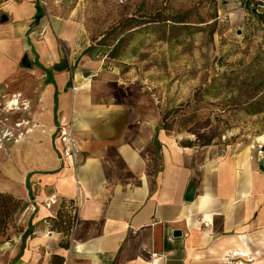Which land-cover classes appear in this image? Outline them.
Wrapping results in <instances>:
<instances>
[{"label": "crops", "instance_id": "0c3cea01", "mask_svg": "<svg viewBox=\"0 0 264 264\" xmlns=\"http://www.w3.org/2000/svg\"><path fill=\"white\" fill-rule=\"evenodd\" d=\"M36 5L0 6V83L25 55L41 79L32 108L41 133L15 141L23 185L0 188L26 203L16 238L0 240V264H264V171L255 152L180 145L146 112L149 101L120 100L108 75L91 72L97 63L82 22L43 12L34 23ZM61 61L66 67L54 69ZM70 123L74 161L60 141ZM40 138L48 145L28 144ZM52 194L57 202L47 205Z\"/></svg>", "mask_w": 264, "mask_h": 264}, {"label": "rangeland", "instance_id": "374dc122", "mask_svg": "<svg viewBox=\"0 0 264 264\" xmlns=\"http://www.w3.org/2000/svg\"><path fill=\"white\" fill-rule=\"evenodd\" d=\"M7 1L0 0V6ZM165 1L37 0V4L42 13L83 23L91 46L87 55L97 63L91 72L108 75L106 85L113 87L120 100L124 99L122 93L130 100L142 97L149 101L146 112L159 118L175 109L173 130L168 133L180 145L201 146L212 137L209 145L246 147L262 160L264 145L260 148L258 141L264 136V113L247 115L240 108L246 101L247 87L264 83V23L257 15L264 13V0L254 4L218 0L213 33L208 26L192 24L195 22L190 24L194 26L147 24L124 32L112 58L106 54L109 48L96 43L101 34L127 17L149 15L157 9H189L190 20L195 21V3L199 0H168V6ZM197 7L204 17L214 8L205 2ZM3 16L6 18L0 9V21H4ZM113 36L109 34V42ZM26 60L29 62L27 56ZM39 72L19 60L17 72L0 83V188L7 182L11 187L23 185L14 169L16 138L41 133L32 119L33 100L37 102L33 91L41 85ZM13 99L17 105L11 106ZM67 128L77 151L71 123ZM33 143L48 145L44 138L28 142L30 146ZM61 143L64 150L66 142ZM26 184L31 187L27 178ZM55 202L52 194L46 204ZM21 223L20 214L8 224L4 236L15 239Z\"/></svg>", "mask_w": 264, "mask_h": 264}, {"label": "trees", "instance_id": "16d2710c", "mask_svg": "<svg viewBox=\"0 0 264 264\" xmlns=\"http://www.w3.org/2000/svg\"><path fill=\"white\" fill-rule=\"evenodd\" d=\"M218 0H199L195 3V21H191L189 9L185 10H174L164 12L162 9H157L149 15H140V16H130L127 17L125 20L119 22L118 24L110 27L108 32L103 33L97 39L98 44L101 46L109 48L106 52L107 56L115 57V52L117 51L118 47L123 42V33L133 29L135 27H143L147 24H154V23H170L172 25H179V26H189L191 22H195V26H199V24H203L204 26H208L210 28V32H214L215 24H216V4ZM248 4H254V2L259 3L260 0H243ZM165 6H168V0L165 1ZM211 4L214 6L213 12L204 17L199 14L198 7L201 6L202 3ZM36 12L34 14L33 22L36 23L42 16V11L37 4ZM258 17L264 23V13H257ZM194 26V25H190ZM109 34H114L112 37V41H108ZM91 46H89L90 48ZM243 106L240 108L245 114L247 115H256L264 113V83H262L259 87H255L251 85L247 87L246 92V101L242 103ZM235 105V104H234ZM236 107V106H235ZM234 110V109H233ZM176 115V110H169L165 111L161 114L160 117V126L161 128L165 129L166 131L173 130V118ZM212 137H207L201 145H209L211 143ZM25 202L21 199L14 197L12 194L8 192H0V237L6 233L7 226L10 222H12L16 216L23 210L25 206ZM51 220L54 223H58L59 221L62 222L63 217L60 210L57 212V216ZM66 221L65 223L69 226V229L72 226V215L65 216ZM53 226V225H52ZM31 231L30 226L27 229V232L23 234V237L27 236V234Z\"/></svg>", "mask_w": 264, "mask_h": 264}, {"label": "built area", "instance_id": "2783aa9c", "mask_svg": "<svg viewBox=\"0 0 264 264\" xmlns=\"http://www.w3.org/2000/svg\"><path fill=\"white\" fill-rule=\"evenodd\" d=\"M242 2L243 0H237ZM60 140L63 141L65 144L63 154L69 158H73L76 153L75 144H73V136L71 134V130L63 131V134L60 136ZM264 145V141L260 142L258 146L261 148ZM259 152H262L260 149Z\"/></svg>", "mask_w": 264, "mask_h": 264}, {"label": "water", "instance_id": "95a60500", "mask_svg": "<svg viewBox=\"0 0 264 264\" xmlns=\"http://www.w3.org/2000/svg\"><path fill=\"white\" fill-rule=\"evenodd\" d=\"M2 19H3V17H2ZM21 62H22V64L26 63V65L29 66V63L26 60V56H23V58L21 59ZM65 67H66V61H61V62H59V63H57V64H55L53 66V68L56 69V70H62ZM258 167L261 170L264 171V161L260 160L258 162ZM193 190H194V185H193V183H190L188 185V187H187V192H186V197H185L187 200H191L192 199V197H193Z\"/></svg>", "mask_w": 264, "mask_h": 264}, {"label": "bare ground", "instance_id": "6f19581e", "mask_svg": "<svg viewBox=\"0 0 264 264\" xmlns=\"http://www.w3.org/2000/svg\"><path fill=\"white\" fill-rule=\"evenodd\" d=\"M259 140H260V141H258V142H262V141H264V136L260 137ZM242 253H243V252H242Z\"/></svg>", "mask_w": 264, "mask_h": 264}]
</instances>
